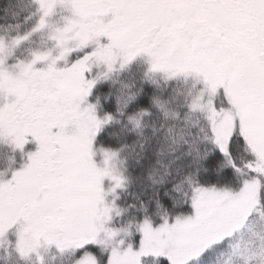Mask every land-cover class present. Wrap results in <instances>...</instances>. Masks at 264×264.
I'll list each match as a JSON object with an SVG mask.
<instances>
[{
  "label": "snow or ice",
  "instance_id": "obj_1",
  "mask_svg": "<svg viewBox=\"0 0 264 264\" xmlns=\"http://www.w3.org/2000/svg\"><path fill=\"white\" fill-rule=\"evenodd\" d=\"M29 4L0 26V262L264 264V0Z\"/></svg>",
  "mask_w": 264,
  "mask_h": 264
},
{
  "label": "trees",
  "instance_id": "obj_2",
  "mask_svg": "<svg viewBox=\"0 0 264 264\" xmlns=\"http://www.w3.org/2000/svg\"><path fill=\"white\" fill-rule=\"evenodd\" d=\"M30 10H31V6L29 4V0H0V26L6 27L9 24L16 25L17 23H20L19 31L20 32L25 31L32 23V21H29L28 24L23 23L24 17L27 15V13ZM27 45L28 44L23 46L22 49H19L20 51L17 50V54L19 52L26 53L25 51L26 49H28ZM104 87L106 88L107 86L105 85ZM113 127L115 128L118 126L114 125ZM98 142H102L105 144H115L116 143V141L114 140L100 141L99 138H98ZM126 155L131 156V153H126ZM138 183L139 182H137L136 184H133L131 191L136 192L139 190ZM130 198H131L130 196H123L120 203H124L127 199H130ZM138 237L139 235H134L132 237L133 245L138 244ZM214 255H215L214 253H206L201 264H206L208 260L212 261L214 258ZM150 259H151L150 257L143 258L142 264H146V262ZM226 259H227L226 257H219L216 260V264H225ZM0 264H2V262H0ZM23 264H28V262H23ZM55 264H69V258L66 256L62 258L61 260L58 259L57 261H55ZM161 264H163V262H161Z\"/></svg>",
  "mask_w": 264,
  "mask_h": 264
},
{
  "label": "rangeland",
  "instance_id": "obj_3",
  "mask_svg": "<svg viewBox=\"0 0 264 264\" xmlns=\"http://www.w3.org/2000/svg\"><path fill=\"white\" fill-rule=\"evenodd\" d=\"M31 42H33V43H31ZM26 44H28L27 45L28 49H30V48H37V47H51V42L47 40L46 35L43 34V33H39V34H36L35 36H33L29 41H27L25 44H23L20 49H22V47L25 46ZM28 49H26V51H25L26 53L19 52L17 54V51H16V56L17 57H21V56L27 55V50ZM12 62L13 61L10 58L9 59V63H12ZM40 66L41 65H39V64L37 65V67H40ZM30 147H34V146H30ZM94 159L97 161L98 164L101 163V157L99 155H97L96 157H94ZM105 183H107V182H105ZM139 239H140V237H138V243H139ZM137 246H138V244L137 245H133V247H137ZM142 260H143V258H142Z\"/></svg>",
  "mask_w": 264,
  "mask_h": 264
}]
</instances>
